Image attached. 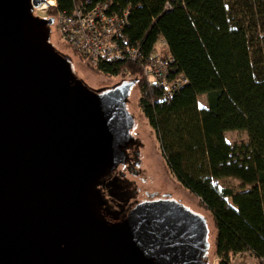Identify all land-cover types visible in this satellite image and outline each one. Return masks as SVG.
<instances>
[{
	"label": "water",
	"instance_id": "obj_1",
	"mask_svg": "<svg viewBox=\"0 0 264 264\" xmlns=\"http://www.w3.org/2000/svg\"><path fill=\"white\" fill-rule=\"evenodd\" d=\"M45 1L0 0V264H208L206 219L171 194L105 216L137 79L89 86L35 13Z\"/></svg>",
	"mask_w": 264,
	"mask_h": 264
},
{
	"label": "trees",
	"instance_id": "obj_2",
	"mask_svg": "<svg viewBox=\"0 0 264 264\" xmlns=\"http://www.w3.org/2000/svg\"><path fill=\"white\" fill-rule=\"evenodd\" d=\"M119 2L130 7V41L149 54L164 38L188 83L167 100L133 63H105L104 74L127 69L137 79L139 108L169 168L212 213L220 264L245 252L264 256V0ZM70 8L71 0H57V10ZM236 130L247 133V143L226 139ZM225 178L241 189L219 186Z\"/></svg>",
	"mask_w": 264,
	"mask_h": 264
},
{
	"label": "built area",
	"instance_id": "obj_3",
	"mask_svg": "<svg viewBox=\"0 0 264 264\" xmlns=\"http://www.w3.org/2000/svg\"><path fill=\"white\" fill-rule=\"evenodd\" d=\"M49 0L35 7V13L50 8L42 18H53L61 42L71 48L78 57L92 70L103 72V64L130 62L141 69V78L150 87H161L166 92V99H171L184 85L188 78L176 68V59L159 45L167 46L164 38H159L149 54L141 44L132 43L126 33L129 25L130 7H122L119 0H71L69 10H57V0ZM43 4L46 6L43 8ZM167 10L172 4L167 2ZM114 76L132 79L130 70H120ZM248 255L251 262L245 264H264V256L258 257L252 252ZM235 256V257H236ZM234 264V263H229Z\"/></svg>",
	"mask_w": 264,
	"mask_h": 264
},
{
	"label": "rangeland",
	"instance_id": "obj_4",
	"mask_svg": "<svg viewBox=\"0 0 264 264\" xmlns=\"http://www.w3.org/2000/svg\"><path fill=\"white\" fill-rule=\"evenodd\" d=\"M50 8L41 10L37 15H46ZM51 41L62 52L68 54L72 59L74 69L77 75L82 78L89 86L100 89L104 87H111L120 84L123 81H127L125 77H117L114 75H106L104 73H98L89 68L83 60H81L77 54L68 48L63 42L60 41L56 26H51ZM159 49L168 50L167 46L159 45ZM140 98V91L138 84L135 83L131 86L128 92L127 109L134 117V129L133 133L139 136L144 147L140 151V168L141 175L135 177L139 188L141 190L139 197L144 196L146 191L159 192V193H171L175 199L181 201L184 205L189 207L195 213L202 215L208 225V264H220L219 257L215 254V238L216 229L214 227L212 213L201 204V201L184 187L177 177L172 173L167 161L163 155L160 142L157 138L155 130L150 126L148 120L141 112L138 102ZM199 105H206V98L200 97ZM226 139L231 144H241L248 142V135L245 131L236 130L226 132ZM134 178V177H133ZM219 186H228L234 190L241 189V183L233 178H225L218 181ZM252 258L248 255L236 256L231 263L245 264L251 262Z\"/></svg>",
	"mask_w": 264,
	"mask_h": 264
},
{
	"label": "flooded vegetation",
	"instance_id": "obj_5",
	"mask_svg": "<svg viewBox=\"0 0 264 264\" xmlns=\"http://www.w3.org/2000/svg\"><path fill=\"white\" fill-rule=\"evenodd\" d=\"M134 125L129 129L131 142L126 145L125 160L121 162L113 171L108 173L106 179L104 180V184L107 185L110 183L109 186L107 185L109 188H107L106 191L111 192V194H107L106 196L105 193H103L105 200L107 199V205L103 206L102 209L104 210L105 216L108 217L110 215L121 216V210L119 208V205L122 206V204L124 205V203H120L118 199H122L123 202L124 200H128L129 204H136L138 202L150 200L151 194H157V196L154 197L156 199H161V197L165 194H171L169 192L159 193V192L146 191L144 196L139 197L141 190L139 188V185L135 177L140 176L142 171L140 168V162L137 161V158H135V156H136V152L138 151L140 152L141 148L144 147V143L142 142L139 136H136L133 133ZM104 187H105L104 185L99 186V188L105 192ZM171 198H174L172 194L170 199ZM112 200L118 202V207H113V204H111L113 208L109 206L108 203H110V201ZM106 212L109 213V215H107Z\"/></svg>",
	"mask_w": 264,
	"mask_h": 264
},
{
	"label": "bare ground",
	"instance_id": "obj_6",
	"mask_svg": "<svg viewBox=\"0 0 264 264\" xmlns=\"http://www.w3.org/2000/svg\"><path fill=\"white\" fill-rule=\"evenodd\" d=\"M53 1H54V0H49L47 4L51 5V4H53V3H54ZM45 6H46V4H43V6H42V7L44 8Z\"/></svg>",
	"mask_w": 264,
	"mask_h": 264
}]
</instances>
